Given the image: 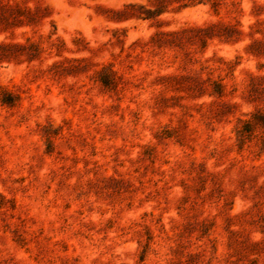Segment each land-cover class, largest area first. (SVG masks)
I'll return each instance as SVG.
<instances>
[{"label": "rangeland", "instance_id": "rangeland-1", "mask_svg": "<svg viewBox=\"0 0 264 264\" xmlns=\"http://www.w3.org/2000/svg\"><path fill=\"white\" fill-rule=\"evenodd\" d=\"M0 264H264V0H0Z\"/></svg>", "mask_w": 264, "mask_h": 264}]
</instances>
